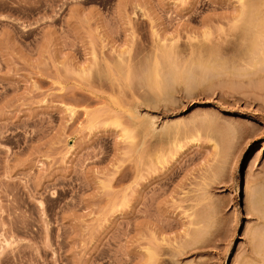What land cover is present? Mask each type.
Returning <instances> with one entry per match:
<instances>
[{
    "label": "rangeland",
    "instance_id": "obj_1",
    "mask_svg": "<svg viewBox=\"0 0 264 264\" xmlns=\"http://www.w3.org/2000/svg\"><path fill=\"white\" fill-rule=\"evenodd\" d=\"M243 4L0 0V264H264V54L205 51Z\"/></svg>",
    "mask_w": 264,
    "mask_h": 264
},
{
    "label": "bare ground",
    "instance_id": "obj_2",
    "mask_svg": "<svg viewBox=\"0 0 264 264\" xmlns=\"http://www.w3.org/2000/svg\"><path fill=\"white\" fill-rule=\"evenodd\" d=\"M247 1H249V0H247ZM246 2V1H245ZM242 3V2H241ZM247 3V2H246ZM244 5V4H243ZM242 5V9L241 10H239V12H237L236 13V15H234L232 18H230L231 16H226V18L224 17V16H222V18L224 19V20H227V21H225L226 23V26H220V27H216V28H218V30L216 29V32L214 31V27H215V25L213 26V23H211L214 19H212V21L211 20H209V23H207V28H206V30H205V40H207L206 42V44H207V49H205V51H206V53H208V55H207V57H208V59L209 60H207V62H208V68H209V70L208 71H210L211 69V67L213 66V64L215 63L216 64V61H218V60H220L219 58H221L222 57V54H225V53H229V50L231 51V49H233L234 50V46L236 45V47H238V44L240 45V43L239 42H242L243 41V39H245V36L248 34L249 36H251V37H249L248 39H249V41L251 42V44H252V46H251V44L249 45V42H247V40L245 41L246 43H248V47H249V51H250V49L252 50V48L253 49H255L254 50V52L256 51V48H257V53H258V55H257V53L255 54V56H260L259 55V52L261 53V54H264V24L262 23V21L260 20V18L261 17H258L257 15H256V13H255V11L253 10V8H252V6L250 5V4H248L249 5V7H248V5L247 4H245L244 6ZM253 5V4H252ZM246 6V7H245ZM251 6V7H250ZM253 7H255V6H253ZM244 9V10H243ZM255 10H256V12H257V8L255 7L254 8ZM258 14H259V12H258ZM259 16H260V14H259ZM264 17V16H263ZM262 17V18H263ZM259 18V19H258ZM211 21V22H210ZM263 22H264V19H263ZM212 24V25H211ZM213 26V27H212ZM251 39V40H250ZM242 44H244V42H242ZM250 46L252 47V48H250ZM259 46V47H258ZM236 47H235V49H236ZM258 48H259V52H258ZM219 49V50H218ZM215 50H217V51H215ZM232 50V51H233ZM216 52V54H214L215 52ZM218 51H223V52H225V53H221V52H219V56L217 55L218 54ZM228 51V52H227ZM250 52H252V51H250ZM221 53V54H220ZM253 53V52H252ZM251 54V53H250ZM221 56V57H220ZM263 56V55H262ZM255 58H257L259 61H260V57L258 58V57H255ZM264 58V57H263ZM249 59H251V56H250V58ZM252 59H253V57H252ZM256 60V59H255ZM222 61V60H221ZM257 61V60H256ZM259 61L257 62V63H259ZM220 62V61H219ZM218 62V63H219ZM248 62V61H247ZM250 62V61H249ZM217 63V64H218ZM223 63V62H222ZM256 63V64H257ZM217 64L215 65V66H217ZM244 64V63H243ZM246 64H249V63H246ZM251 64H253V62L251 61ZM205 65H206V63H205ZM219 65H221V63L219 64ZM218 65V66H219ZM250 65V64H249ZM254 66H255V64H253ZM253 65H252V68H253ZM258 65V64H257ZM204 66V65H203ZM260 66V65H259ZM243 67V66H242ZM251 67V66H250ZM264 66L262 65V67L261 68H263ZM244 68V67H243ZM255 68V67H254ZM260 68V69H261ZM213 69L214 70H216V67H213ZM220 69H222V68H220ZM264 69V68H263ZM258 71H259V69H257ZM262 70V69H261ZM217 71V70H216ZM245 70H242V71H240V73L242 74V72H244ZM253 71V70H252ZM264 71V70H263ZM206 72V71H205ZM211 72H213L212 70H211ZM210 72V73H211ZM232 72V71H231ZM248 72V71H247ZM251 72V71H250ZM261 72V71H260ZM220 73V72H219ZM219 73L217 74V72H216V74L220 77V75H219ZM239 73V72H238ZM239 73V74H240ZM254 73V72H253ZM262 73L263 72H261V76H262ZM188 74H190V73H188ZM206 74V73H205ZM204 74V75H205ZM214 74H215V71H214ZM213 74V75H214ZM245 74H247V73H245ZM208 75L209 76H213L212 74H209V72H208ZM207 75V76H208ZM228 75V73L226 74V76ZM236 75H238V74H234L233 72H232V74H229V76H225L226 78H228L229 79V81H230V79H231V81H233L232 79H233V77L234 78H236L237 76ZM250 75V74H249ZM257 75V74H256ZM189 76V75H188ZM188 76H187V80H188ZM192 76V75H191ZM190 76V77H191ZM206 76V77H207ZM218 76H217V78H218ZM222 77H224L223 75H221ZM242 76H243V74H242ZM251 76H252V74H251ZM255 76V75H254ZM245 77V76H244ZM243 77V78H244ZM247 77H250V76H247ZM208 79H210L209 77H207ZM211 78H213V77H211ZM216 78V79H217ZM221 78V77H220ZM219 78V79H220ZM238 78V80H240L239 78H241V79H243L240 75L237 77ZM251 78V77H250ZM190 79V78H189ZM204 79V78H203ZM214 79V78H213ZM218 79V80H219ZM245 79H247V78H245ZM217 80V82H219ZM225 80V79H224ZM235 80V79H234ZM237 80V79H236ZM205 81H206V79H205ZM212 81V80H211ZM242 81V80H241ZM209 82H210V80H209ZM213 82V81H212ZM216 82V83H217ZM221 82H222V80H221ZM212 84V83H211ZM151 127V126H150ZM198 239V238H197ZM184 250V249H183ZM150 251V250H149ZM179 252V251H178ZM189 252V251H188ZM152 253V252H151ZM184 253V252H183ZM187 253V252H186ZM149 255V254H148ZM154 254L152 253V254H150L149 255V261L151 262V260L154 258V256H153ZM176 256V255H175ZM182 256V255H181ZM155 259V258H154ZM178 261V260H177ZM176 261V262H177ZM150 264H152V263H150Z\"/></svg>",
    "mask_w": 264,
    "mask_h": 264
}]
</instances>
